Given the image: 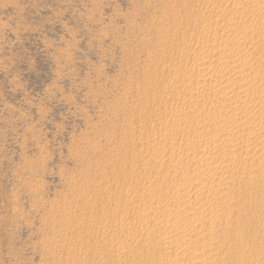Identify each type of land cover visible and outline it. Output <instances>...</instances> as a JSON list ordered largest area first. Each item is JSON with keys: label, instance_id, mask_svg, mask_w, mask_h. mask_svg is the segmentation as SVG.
Segmentation results:
<instances>
[{"label": "rangeland", "instance_id": "1", "mask_svg": "<svg viewBox=\"0 0 264 264\" xmlns=\"http://www.w3.org/2000/svg\"><path fill=\"white\" fill-rule=\"evenodd\" d=\"M219 143L221 194L175 218ZM202 254L264 264V0H0V264Z\"/></svg>", "mask_w": 264, "mask_h": 264}, {"label": "bare ground", "instance_id": "2", "mask_svg": "<svg viewBox=\"0 0 264 264\" xmlns=\"http://www.w3.org/2000/svg\"><path fill=\"white\" fill-rule=\"evenodd\" d=\"M221 64L223 66L225 64L227 66H229V64L226 61L221 62ZM216 72L217 73H215V74H219V73H221V70H218ZM237 75H238L237 77L239 78L240 81H244L246 79V75H244V72H238ZM235 77L236 76H234V78ZM223 89L225 90L226 88H223ZM220 91L226 92V91H223V90H220ZM220 91L219 90H214V93L215 94H219ZM228 94L229 93H226V95H228ZM232 107L233 106L231 104L230 109ZM230 118H231V116L229 118H227V119H230ZM223 131L224 130H220L219 132L222 133V135H223ZM198 132L199 131L196 130V133H198ZM189 148L191 149V151H193L194 153H197L200 156V158L198 160V164H199V166L202 165V167H203L202 170H201V173H200V175L203 176V179L199 180L198 182H190V183H187L185 185V187L189 190V192H193V196L195 197V199H194L195 201H193L192 197H190V196H192V195H190V193L188 195H186V196L184 195L180 200H178L177 201V204H176V207H178L177 208V212L172 213V214L175 215V218H178L180 216H182L183 218H185L188 215L187 210H185L187 208V206L192 207L193 210H199L200 208H204L205 205L203 204V199L206 198V195H207L208 192H213V195L214 196L217 195V194H218L217 196H219L220 191H218V188H219V186L221 184V181H218V180L219 179L222 180V177L223 176L222 175H221L222 177L218 176V172H221L224 175V172L230 171V166L229 165H226L224 163H222L219 166H217V165L211 166V164H212L215 156L216 155L218 156V154L221 151L220 150L221 149L220 143L217 144V145H209V146L208 145H198V146L193 145V146H190ZM226 150H228V149H226ZM232 154L234 155V152H232ZM229 157H230V155H229ZM229 159H231V158H229ZM213 172H215V173L213 174ZM205 178L206 179H209V180L206 182ZM222 193H223L222 195L225 194L224 192H222ZM219 200H217V202L214 200L215 203H216V204L214 203L216 205V207L213 208L212 213H211V215L213 217H215V216L218 215V212H217L218 211V207L221 208V209H223V212L226 211L225 210L226 203H223L221 205H218V203L221 202V200H220V202H219ZM225 200H226V198H225ZM225 202H227V200ZM183 214H186V215L183 216ZM195 216H196V214H195ZM195 221L198 222L199 219H196L195 218ZM159 224L160 223H156V225H159ZM212 230H215V227ZM227 233L229 234V237L230 238H233V239H235L236 236H238L237 232L234 233L235 236H233V235L230 234V233H232L231 231H229ZM193 235H194L193 229L191 230V229H188L186 226H183V227H180V228L176 229L174 232H171V233L167 234L166 237H165V240H166V243H168L169 245H172L173 243H175L174 244L175 245L174 247H175V249H177L176 251L187 250L188 248L185 245H186L187 241L190 239V237L193 236ZM208 236H209V234H208ZM206 237H207V234H206ZM203 257H206V255L203 256V254H202L201 257L200 256L198 257L199 259L198 258H196V259L200 260L201 264H206L207 261H208V259L203 258ZM210 260H211V258H210ZM221 262H220V264H221ZM208 263L210 264V262H208ZM193 264H199V263L194 262Z\"/></svg>", "mask_w": 264, "mask_h": 264}]
</instances>
